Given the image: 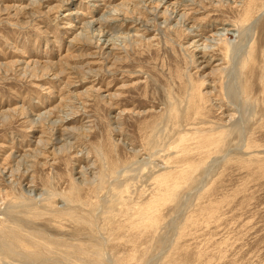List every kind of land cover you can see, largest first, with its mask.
Returning <instances> with one entry per match:
<instances>
[{
	"label": "rangeland",
	"instance_id": "374dc122",
	"mask_svg": "<svg viewBox=\"0 0 264 264\" xmlns=\"http://www.w3.org/2000/svg\"><path fill=\"white\" fill-rule=\"evenodd\" d=\"M0 264H264V0H0Z\"/></svg>",
	"mask_w": 264,
	"mask_h": 264
},
{
	"label": "bare ground",
	"instance_id": "6f19581e",
	"mask_svg": "<svg viewBox=\"0 0 264 264\" xmlns=\"http://www.w3.org/2000/svg\"><path fill=\"white\" fill-rule=\"evenodd\" d=\"M174 15V14H173ZM172 15V16H173ZM177 16V15H176ZM117 18V17H116ZM106 19V18H105ZM115 19V18H114ZM132 20V19H131ZM130 20V21H131ZM170 20V19H169ZM104 21V20H103ZM108 21H110V20H108ZM113 21V20H112ZM112 21L110 22V23H112ZM104 22H106V23H109V22H107V21H104ZM114 22H116V23H118V24H121V21L119 20V19H115L114 20ZM101 24H103V23H101ZM105 24V23H104ZM122 25V24H121ZM123 26V25H122ZM97 42V41H96ZM95 42V43H96ZM115 45V44H114ZM203 54H205L204 52H203ZM220 66V65H219ZM90 75V74H89ZM155 182H156V186H157V188H156V194L152 197V200L150 199L148 202H146L144 205H142V206H140V207H138V208H134L135 210V212L133 213V214H131L130 215V217H128V219L129 220H131V219H133L134 220V218H135V220H134V222H148V221H150V224H153V223H155V222H157V218H156V207H155V205L157 204V202H158V200H161L164 196V194H165V196H170V194H171V192H172V190H174V186L172 187L171 185H169L168 184V182H166V181H160V176H157L156 178H155ZM176 186V185H175ZM178 186V185H177ZM164 199V198H163ZM166 200V199H165ZM156 203V204H155ZM35 205V204H34ZM31 206V205H30ZM74 206V205H73ZM79 207V206H78ZM132 211V210H131ZM11 214H12V212H11ZM56 217V216H55ZM58 218H62L61 216H58ZM57 218V219H58ZM57 219H55V222H56V220ZM62 219H66L65 217H63ZM59 220V219H58ZM128 221V220H127ZM126 221V222H127ZM125 222V221H124ZM133 222V221H132ZM146 222V223H147ZM61 223V222H60ZM149 223V222H148ZM134 224V223H133ZM136 225V224H135ZM149 227V226H148Z\"/></svg>",
	"mask_w": 264,
	"mask_h": 264
}]
</instances>
